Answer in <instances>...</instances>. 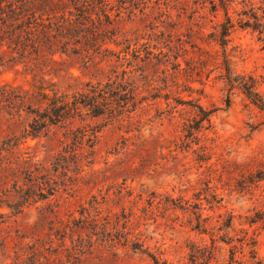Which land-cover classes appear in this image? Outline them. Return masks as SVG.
I'll list each match as a JSON object with an SVG mask.
<instances>
[{
    "label": "rangeland",
    "instance_id": "obj_1",
    "mask_svg": "<svg viewBox=\"0 0 264 264\" xmlns=\"http://www.w3.org/2000/svg\"><path fill=\"white\" fill-rule=\"evenodd\" d=\"M28 1L0 0V87L122 85L126 99L35 139L0 110V139L40 167L21 180L24 212L0 210V264H264V111L230 95L223 65L264 99V0H31L35 18ZM64 15L83 24L62 48ZM197 106L212 127L187 138Z\"/></svg>",
    "mask_w": 264,
    "mask_h": 264
},
{
    "label": "trees",
    "instance_id": "obj_2",
    "mask_svg": "<svg viewBox=\"0 0 264 264\" xmlns=\"http://www.w3.org/2000/svg\"><path fill=\"white\" fill-rule=\"evenodd\" d=\"M48 1L53 2V0ZM28 2L30 3L28 11H31L32 17L35 18L37 12L33 11V7L31 8L33 1L29 0ZM65 17L64 15L61 18L63 24L60 23L58 25V23H54L57 25L55 29L57 35L54 37L56 39L55 43L63 45L62 48L69 45L66 40L78 37L76 33L80 32V27L74 25L83 24L80 21L73 22V18L71 17ZM78 17L81 18L83 16L78 14ZM79 18H77V21ZM50 19L48 18L47 20L49 21ZM41 20L43 19L41 18ZM54 24L50 23L48 29H51V25ZM233 27L231 19L228 18L227 23L223 27V45H226L224 44L226 41L225 37L231 34ZM43 28L46 29L45 26ZM43 33L45 39L47 38L48 40L50 34L46 31ZM28 35L27 38L30 39L31 33H28ZM22 40L23 38L20 36L18 44H21ZM78 41L75 39V43H79ZM223 65L226 72L224 79L227 81V86H229L230 95L233 91L240 90L254 106L264 111V99L257 91V82L252 77H233L231 63L226 54H224ZM123 92H125V89H123L122 85L115 88L111 84L103 86L100 83H88L84 91L70 97L67 94H60L59 90L56 89V85L44 80L31 84L28 89L23 86L5 83L0 87V110L7 109L8 115L12 117H22L23 115L28 117L30 119L28 136L35 139L49 127L66 123L72 124L75 118L82 115L84 110L88 111L93 117L102 116L106 112L110 117H114L117 111L115 105L118 108L123 107L121 105L122 101H124V98L126 99V94ZM230 98L229 96L227 100L228 106L230 105ZM197 109L198 111L193 120L194 124H184L183 130L187 133V138L194 136L195 133L203 129L207 130L212 127V111H207L201 106H197ZM206 124L207 127H205ZM14 141V138L0 139V193L8 197L5 200H1L0 198V210L3 207L7 208L11 211L13 217L24 212V208L32 195L30 189H25V184L21 185V180L33 181L35 178H38L35 172L40 169L38 164L32 163L37 156H31L30 152H27L31 147L21 149L22 143L20 144L17 141L14 143ZM203 151H206V148ZM9 186H11V189H9ZM13 196L16 200L10 201V198ZM36 196L44 197L43 188H40V192ZM1 203L4 205L1 206ZM5 216L0 211V219L5 218ZM212 258L213 251L209 253L208 261L204 264H211Z\"/></svg>",
    "mask_w": 264,
    "mask_h": 264
}]
</instances>
